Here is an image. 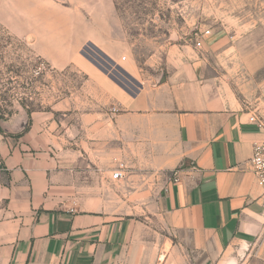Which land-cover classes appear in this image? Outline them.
Returning <instances> with one entry per match:
<instances>
[{
    "label": "crops",
    "instance_id": "1",
    "mask_svg": "<svg viewBox=\"0 0 264 264\" xmlns=\"http://www.w3.org/2000/svg\"><path fill=\"white\" fill-rule=\"evenodd\" d=\"M180 56L135 96L85 64L80 91L0 123V264L264 256V187L250 165L264 101L247 106L200 52ZM120 163L124 182L111 178ZM123 195L134 200L124 215Z\"/></svg>",
    "mask_w": 264,
    "mask_h": 264
},
{
    "label": "rangeland",
    "instance_id": "2",
    "mask_svg": "<svg viewBox=\"0 0 264 264\" xmlns=\"http://www.w3.org/2000/svg\"><path fill=\"white\" fill-rule=\"evenodd\" d=\"M188 50L247 106L264 101V0H0V123L29 121L80 91L85 64L135 94ZM132 199L123 195L122 215Z\"/></svg>",
    "mask_w": 264,
    "mask_h": 264
},
{
    "label": "built area",
    "instance_id": "3",
    "mask_svg": "<svg viewBox=\"0 0 264 264\" xmlns=\"http://www.w3.org/2000/svg\"><path fill=\"white\" fill-rule=\"evenodd\" d=\"M207 31L205 35H209ZM205 35L203 37L205 38ZM202 37V38H203ZM197 47H202V41L198 39ZM116 112V109H113ZM252 122H257L255 117L251 118ZM259 127L264 130V125L259 123ZM250 165L254 173L257 184L260 187H264V142H260L254 145L252 157L250 159ZM127 167L125 163H120L119 166L112 171V180L116 182H122L127 178Z\"/></svg>",
    "mask_w": 264,
    "mask_h": 264
},
{
    "label": "water",
    "instance_id": "4",
    "mask_svg": "<svg viewBox=\"0 0 264 264\" xmlns=\"http://www.w3.org/2000/svg\"><path fill=\"white\" fill-rule=\"evenodd\" d=\"M104 73H105V74H108L106 71H104ZM108 76H109V78H111L115 83H117L121 88H123V89H124L129 95H131V96H135L134 93L128 91V90L126 89V87L123 86L119 81H117L112 75H108ZM23 120H24V122H26L25 119H23Z\"/></svg>",
    "mask_w": 264,
    "mask_h": 264
}]
</instances>
